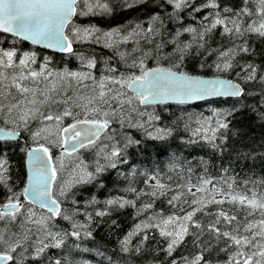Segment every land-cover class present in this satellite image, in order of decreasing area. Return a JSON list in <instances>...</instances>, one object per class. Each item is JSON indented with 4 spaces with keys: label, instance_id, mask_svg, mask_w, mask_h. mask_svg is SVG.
<instances>
[{
    "label": "snow or ice",
    "instance_id": "obj_1",
    "mask_svg": "<svg viewBox=\"0 0 264 264\" xmlns=\"http://www.w3.org/2000/svg\"><path fill=\"white\" fill-rule=\"evenodd\" d=\"M138 9L147 10L146 19L128 26L103 30L78 23L85 17H113L118 11ZM77 43L102 44L112 51L116 65L105 61L97 78L90 71L56 70L51 56H43L38 64L37 49L75 55ZM25 45L31 47L25 50ZM125 45L131 47L122 50ZM80 59L84 67H96L95 59ZM193 61L195 70L190 71ZM74 84L90 87L91 94L70 95ZM257 84L259 91L249 87ZM256 96L257 103L249 105L248 98ZM195 101H231L228 107L212 109L211 117L196 119L191 138L183 141H203L221 155L244 136L240 128L231 127L238 114L250 109L264 122V0L227 4L222 0H0V187L5 190L0 204V264H91L74 255L91 248L79 243L66 248L69 237L94 239L93 213L87 209L101 203L93 196L81 210L78 186L103 187L105 173L129 162L128 150L139 147L141 140L127 130L141 131L153 141L172 136V128L154 127L160 116L147 111L149 107ZM184 128L189 130L190 125L185 122ZM82 149L93 153V165L75 155L73 166L78 171L64 179L66 157ZM15 153L20 159L13 182L10 154ZM260 155L264 159V153ZM249 159L256 157L238 152L235 163ZM233 171L232 160L228 167L221 163L227 192L207 176L196 184L173 188L145 173L150 191L129 185L125 191L136 199L103 201L106 208L95 210V217L131 206L136 209L133 219H143L118 241L121 259L97 248V264H126L122 257H140L149 251L152 264H213L209 254L214 250L226 256L222 264H264V193L255 186L250 196L233 192L236 180L228 175ZM149 180L156 183L150 185ZM141 197L150 199L137 207ZM162 198L172 209L167 214L153 211ZM225 203L247 209L243 224L223 207L215 211L210 207ZM257 213L260 219H248ZM204 217L212 219L205 222ZM60 220L70 230L60 228ZM134 237H139L135 244ZM53 248L62 250L59 257L47 255Z\"/></svg>",
    "mask_w": 264,
    "mask_h": 264
},
{
    "label": "trees",
    "instance_id": "obj_2",
    "mask_svg": "<svg viewBox=\"0 0 264 264\" xmlns=\"http://www.w3.org/2000/svg\"><path fill=\"white\" fill-rule=\"evenodd\" d=\"M201 0H197L200 3ZM223 3L227 4L230 0H222ZM197 15H203L197 14ZM147 17V10L138 9L135 11L128 12H117L113 17H85L78 20V23L82 25H96L103 30H109L120 26H128L134 24L137 20H143ZM188 19H191L190 17ZM219 37H216L212 46L216 47ZM30 45H25V50L30 48ZM75 55H61L53 54L47 51H37L41 54L38 58V64L42 62L43 56H51L53 63L52 68L56 70H63L65 68L71 71H84L91 72L92 75L99 78L105 68V61H109L112 66L116 65V58L113 57L111 50L106 49L102 44H88V43H77L73 45ZM131 45L122 46V50L129 49ZM259 45L257 50L259 52ZM93 58L96 61V67L94 69H88L82 65L80 57ZM112 57L110 60L109 58ZM212 58L209 57V60ZM261 59L257 57V63H260ZM195 61L190 62L188 67L190 71H194ZM148 64L150 67L155 66V62L149 60ZM62 66V67H61ZM121 71H124L121 68ZM254 88L256 91L260 90V86L252 85L249 86ZM260 98L249 97L247 103L254 105ZM231 101L227 104L224 102L217 103H202L193 106H157L149 107L147 111H154L160 116V120L154 122V127L159 128H172L173 134L167 140L164 141H153L147 139L141 131L127 130L132 132L135 138L141 140L139 147H132L128 151L130 153L128 157V163L120 164L117 169H110L102 177L104 186L98 187L95 184H88L78 186V195L76 199L80 203L81 210L84 209L85 202L91 197L95 196L101 203L93 205L87 210L93 213L92 231L94 239L87 240L82 239L81 241H75L73 239H67L66 248L77 242L84 248H91V252H83L79 255H75L76 259H84L91 262V264H97L100 259L96 255L95 250L100 248L107 255L113 257L114 260L121 259L118 252V241L122 240L125 235L133 228L134 224L143 219V216L133 219L136 214V209L131 206H126L124 209L114 210L110 216L103 218L95 217V210H104L106 205L103 201L110 198L123 197L125 199H136L135 194L125 191L129 185L136 187L137 189L151 190L146 188L145 180L147 175L152 174L158 176L161 182L171 185L176 188L177 185L191 182L196 184L200 181L201 177L207 176L213 178L218 188H223L224 191H228V185L224 182V177L221 172V163L223 162L224 167H228V161H233V168L235 171L229 172V176L236 180L233 185L232 191L236 193L251 195V189L255 186L257 192L264 193V185L261 181H264V159L261 158V153H264V122H262L256 113L250 109H245L242 114H238L232 122L233 131L236 128H240L244 133L242 139H235V142L230 144L225 149L223 155L219 152H213L203 141L198 143L190 144L184 143L183 141L191 138V129L197 127L195 123L196 119L211 117L212 109L223 108L230 106ZM179 119V124L177 120ZM187 122L190 125L189 130H185L184 123ZM151 130V129H150ZM188 136V137H187ZM198 139V138H197ZM238 152L251 153L256 157L255 161L249 159L247 161L241 160L239 164H236V157ZM80 155L86 163L90 166L94 163V155L90 151L81 150ZM20 154H10V162L13 164L11 175L13 182L17 178V169L19 168ZM173 164L175 167H173ZM131 165V166H129ZM135 169V174H133ZM191 170V171H189ZM150 185L156 183L155 180H149ZM183 191V189H180ZM194 190V189H193ZM223 197L217 196L216 199ZM149 197H141L136 200L137 207H140L143 203L149 201ZM5 200V190L0 187V204ZM65 207H71L65 205ZM185 207H187L185 205ZM213 211L220 207H223L225 211L235 214L241 221L244 222L247 209H241L238 204L230 205L225 203L224 205H211ZM163 210L166 214L171 212L172 209L166 203V198H162L155 202V208L153 211ZM205 222L211 220L212 217H204ZM249 220L260 219L259 213L255 216L248 217ZM115 220L116 224L113 225L112 221ZM139 237L133 238V243L138 241ZM74 241V242H73ZM151 247H155V242L150 241ZM49 249L47 255L49 257H59L62 250L54 251ZM161 255H163L161 253ZM209 258L213 260V264L217 261L222 262L226 259L223 253L213 251L209 254ZM126 264H152V253L151 251L145 253L140 257H122ZM47 264V262H45Z\"/></svg>",
    "mask_w": 264,
    "mask_h": 264
},
{
    "label": "rangeland",
    "instance_id": "obj_3",
    "mask_svg": "<svg viewBox=\"0 0 264 264\" xmlns=\"http://www.w3.org/2000/svg\"><path fill=\"white\" fill-rule=\"evenodd\" d=\"M82 72H87V70H84ZM87 83L89 85H91L92 82L91 81H87ZM40 87L43 88L44 85L41 84ZM69 94L70 95H72V94L90 95L91 94V88L90 87L89 88H84L83 86L77 87L74 84L71 88H69ZM75 155H77V154H74L73 157H66V160H65V171L62 174L64 179H71L74 175H76V172L78 171V170L74 169V166H73ZM76 219L80 220L81 222L87 223V221H85L83 216H77ZM58 226L60 228L70 230V225L67 222L63 221V220H60L58 222ZM68 239H73V238L69 237Z\"/></svg>",
    "mask_w": 264,
    "mask_h": 264
},
{
    "label": "water",
    "instance_id": "obj_4",
    "mask_svg": "<svg viewBox=\"0 0 264 264\" xmlns=\"http://www.w3.org/2000/svg\"><path fill=\"white\" fill-rule=\"evenodd\" d=\"M39 50H44V51H47V52H51V50H45V49H39ZM52 53V52H51ZM55 54H63V53H55ZM202 103H206L205 101H195V102H191V103H188V104H177L175 102H169L168 104L166 105H178V106H193V105H197V104H202ZM166 105H156V106H166Z\"/></svg>",
    "mask_w": 264,
    "mask_h": 264
},
{
    "label": "flooded vegetation",
    "instance_id": "obj_5",
    "mask_svg": "<svg viewBox=\"0 0 264 264\" xmlns=\"http://www.w3.org/2000/svg\"><path fill=\"white\" fill-rule=\"evenodd\" d=\"M39 211H40V210H39V209H37V212H39ZM73 242H74V241H73ZM66 243H67V242H66ZM74 244H77V243H76V242H74ZM53 250H54V251H57V250H60V251H61V249H54V248H53ZM54 251H53V253H54Z\"/></svg>",
    "mask_w": 264,
    "mask_h": 264
},
{
    "label": "bare ground",
    "instance_id": "obj_6",
    "mask_svg": "<svg viewBox=\"0 0 264 264\" xmlns=\"http://www.w3.org/2000/svg\"><path fill=\"white\" fill-rule=\"evenodd\" d=\"M62 67V66H61ZM75 71V70H74ZM188 137V136H187ZM91 212V211H90ZM93 223V222H92ZM71 246V245H70Z\"/></svg>",
    "mask_w": 264,
    "mask_h": 264
}]
</instances>
